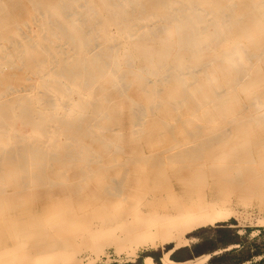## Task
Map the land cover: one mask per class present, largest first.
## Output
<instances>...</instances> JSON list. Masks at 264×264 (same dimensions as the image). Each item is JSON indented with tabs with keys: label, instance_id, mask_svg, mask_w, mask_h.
Masks as SVG:
<instances>
[{
	"label": "bare ground",
	"instance_id": "bare-ground-1",
	"mask_svg": "<svg viewBox=\"0 0 264 264\" xmlns=\"http://www.w3.org/2000/svg\"><path fill=\"white\" fill-rule=\"evenodd\" d=\"M14 1H16L19 4L17 3L14 4L15 3ZM79 1L81 2L83 1L82 6H84V10H82L83 7H80L82 11L81 16L83 18L82 20L83 24L82 25L80 24V27H77L76 26L77 21L79 22L81 21L79 20L80 15H78V13L76 14L75 10L72 12H68V10L73 9L75 4ZM118 1L116 0V2ZM122 1L120 5V1L118 3L116 2L113 3V1L111 0H19V2L18 0H6V1L0 0V64L15 63L16 59L17 60L19 59L17 58V54H20L19 53L20 51L22 53V51L24 50H33L34 46H37L39 48H41L42 46L46 48V49L43 48L45 52V50H47L46 46L55 44L56 42L58 43L65 42L72 44V46L69 44L70 47L67 50L72 52L73 58H75L76 60L75 64H72L71 62L70 64L71 66L70 65L67 66L66 60L69 58V55L66 54L67 52L57 53V50H55L56 53H54V51L51 52L50 50V52L54 54H50L48 51L49 54L47 55L46 53V57L42 59H37L38 61L36 60V64L34 65L36 67L37 65H39V67H43L45 71L41 72L43 73L41 77L43 78V80L44 79L46 80L45 82H42L40 85L31 86L25 91V94H27V96H29L28 94H30L31 98L32 97L34 98L33 96L34 94H32V92H35L37 86L42 87L41 89H44V91H49L51 95H53V98L47 101L50 102L49 105H47V103H45L44 105L41 104L38 107L39 109L36 108L34 109V111L32 110L33 111L32 112L30 109L28 110L26 106L27 105L26 102L28 101L25 98L26 96L24 94L21 95L20 98L16 99L17 101L12 102L11 105L6 104L8 105L6 106V110H8L9 112L10 110L12 111L18 110V112L19 111H21L22 113L25 112L26 115L27 113H34V112H37L39 115H41L40 119L35 120L34 118V120L31 121V123L27 124L30 126L29 128L30 135L37 134L38 135L37 139H34L37 141L52 140L54 141L52 146H50L49 149L44 150L42 149L43 147L40 146L41 144H39V147L42 148H39L32 141L28 144V146L26 145V148L23 149L24 151H22L23 153L19 154L20 146L22 144H25L26 140H28L25 134L21 138L23 143L21 142V144L18 143L16 145H12L11 148L8 147L10 148V151L9 150L4 151L5 153L2 152V149L5 150L6 148L5 147L3 148L0 142V146L2 147L0 148L1 149L0 152L2 153V155L4 153L8 155V157L10 156L12 158L14 156L19 157L20 155H23L24 157H26L27 160L28 157L32 156L31 152L34 149H36L34 151H37L35 152L36 155L37 154L46 155V152L53 151L54 149H56L57 144L64 143V141L72 139V136H74L76 132L71 131L69 134L68 128L71 129L74 126L76 127L78 126L77 129L79 128V122L82 119L80 116H82V113H84L86 109V103L88 102L87 97L90 98L91 96L90 106L96 109L94 111V114L92 115V119H94L95 117L100 118L101 115H104L106 113L105 107H103L104 109H99L97 107L98 103H100V100H102V98L104 97L103 95H102L103 97L98 96L99 93L97 94L96 92V90H98L97 77L109 79L108 81L114 86L117 80H119L118 77L120 78L119 74L121 73L123 74V72L121 73L118 72L119 73L118 74L117 72L113 71V67L115 66V64L118 63L117 61L118 59L123 60L128 58L129 60V58L139 57L140 54L145 53L150 57L148 60L149 62L147 60L146 62H148L149 64L151 63L153 64L155 62L156 63L155 68L148 71L151 66L146 65L148 67L145 66L139 67L138 70L140 72L142 71L143 73L144 72L146 73L148 71L150 72L149 74H151V76L153 75L159 76L161 71L167 69L166 71H164L167 72L169 70L168 68L170 67L172 69L176 67L177 70L180 69L181 67H184L185 71L182 72L184 74H187L188 72L185 73L186 67L190 68V71L188 70V68L187 71L191 72L192 71L191 67L193 66L196 67V65L202 64L204 67L205 64H208L207 68H204L205 71L207 70V75L208 74L210 76H213L214 74L221 75L222 77H224L225 85H227V87H231L232 90H235L236 87L239 86L240 83H242L243 77L254 66V59L260 60L261 59L260 57L264 54V45L254 49L253 50L254 52L253 51L252 52L250 51L251 53L248 52L249 47L252 43L253 36L255 35L264 36V0H127V4H125L124 7V9L125 8L126 9L125 10L123 9V12L121 11L122 9L118 8V5H120L119 7L121 8ZM36 3H39L38 4L39 6L37 9L34 10L33 7L34 5H36ZM56 6H58L59 9H57ZM77 8H79V3ZM173 9L174 11H176V14H174V16L171 15L173 13L172 11ZM169 12L171 13L169 14ZM250 12H252V14L249 15L248 13ZM68 13L71 15L70 17L67 16L69 15ZM110 13L114 14L113 17L112 14ZM120 17H124L121 18L123 19L122 22L121 20H118V18ZM152 18H156L157 20L156 19L155 20L161 25V27L164 25L165 27L163 26V28L164 29L168 28V29L165 31L163 29V31H161V29L158 28L160 30L157 29L158 32H156L157 31V30L155 31L156 27L155 29L151 27L152 29L150 31L147 28V23L151 21ZM31 19H34V21L30 22ZM116 20H118L119 23L120 22L121 23L119 25L117 24V26L116 24H113L114 26H116V30H113V33H111L110 30L109 31L107 30L108 25L110 24V22ZM241 20H244L245 23L237 27L238 22ZM29 22L32 23L33 25L35 24V22H38L39 26L37 25L38 27L35 26V28L33 29L30 28L29 30H27V32L21 31L20 26H27ZM152 22L153 21H151L150 24L155 25V23L152 24ZM139 24L144 28L143 33H140L142 35H140V38L138 39L139 41H141V43H139L134 50H130L131 47L130 41L133 35V34L131 35V32ZM207 24L212 25L213 27L212 33L206 32L205 29ZM141 26H139L138 29ZM247 28H250L251 32L247 33V35L242 38L241 32ZM153 29L154 32H152ZM170 32H173L174 37L172 38L167 37V35ZM98 34H101L103 36L104 42L102 43H105V45L109 42H111V45L112 42L119 44L120 46L119 54H115L112 56L108 54L105 56L104 54L106 52V49L108 50L110 48L106 46V49L103 50L101 49L99 53L95 54L94 52V55H90V52L87 51V47L90 43L89 39L91 36L93 37V35L96 36ZM162 34L166 36L160 37ZM91 39L94 40L95 38H91ZM22 41H26L25 42V45H27L26 48L18 47ZM119 46H117L116 49ZM113 47L114 46L112 45V51L113 49H115ZM34 49H36V47ZM199 49H201L202 51L197 52V54L194 57L193 56L191 57V54L198 51ZM114 52L115 50L112 53ZM65 54L68 56H65ZM72 61L74 60L72 59ZM189 65L192 66L189 67ZM77 66H80V69H76ZM116 66L120 67L118 64ZM118 67H116V69ZM52 68H54L55 70ZM36 69L38 70V68ZM119 69L120 68H118L117 70L119 71ZM121 70L123 71L125 69L121 68L120 71ZM148 72L146 74H148ZM194 72H196V70L193 71V73ZM162 74L164 73L162 72ZM162 74L160 75L164 76ZM183 75L181 74L182 77ZM89 76H91V80L87 82L86 80ZM196 78L197 77H195V79ZM51 81L52 82L56 81V82H53L54 84L50 86L49 84L48 85L45 84V83H50ZM142 89L143 87L142 88L140 87L139 90L142 91ZM143 91H144L143 94L147 93V90L145 88L143 89ZM182 93L183 92H181V94ZM217 94L218 92H215L214 94L215 97ZM261 94L262 96L256 94L255 96H252L250 94L252 97L249 99L252 102L247 101V102H251L248 106L254 111L257 110V112L255 111V114L251 117L244 118L243 121L245 122L250 121L254 119V116L259 117L264 115V109H261L262 107H264V90L261 91ZM22 96L23 98H21ZM208 97H210L211 99V96ZM104 98H106V96ZM151 100L152 99L150 100L148 99V101ZM104 102H110V101L104 100ZM158 102L160 101L158 100ZM227 102L235 103V102H240V100L235 98L233 100H227ZM108 104H106L107 110L109 108ZM118 105L115 106L113 109L116 108L121 109L124 108L125 106L122 103ZM49 106L50 107L52 106L51 108H53L55 112L50 113L47 110L49 112L47 113L46 109ZM244 106L246 105H243V107ZM249 107L246 106V108L245 107L244 108L248 109ZM103 111L104 114L101 113ZM110 113H112V115L114 116V111H110ZM241 113H243V111H241ZM99 118L97 119V121L99 120ZM231 118H234V116H232ZM103 121L105 122V120ZM93 124L92 126H87L85 124L86 128H84L82 132L80 131V133H78L79 135L82 136V138L74 139L77 144H74L73 150L75 151L74 154H76L77 156H79L80 154L85 155L86 152L88 153L89 147L83 146V140H84L83 137L87 135L85 133L86 132L88 133V130H90V132H93L95 131V129L98 128V126L95 127L96 123ZM5 127L6 125L0 124V131H3ZM225 132L226 131H224V133ZM169 135L172 134L169 133ZM226 135L227 136L225 137L222 135L223 137H219V138L218 136H215L217 137L216 139L215 138L206 139L204 137L193 136V135L189 136V138H177V139L175 138L174 140L168 139L167 141L162 139L161 140L162 144L164 143L163 141H165L166 145L161 149L159 148L160 150L158 151L157 161L155 165L152 167L151 172L147 173L145 176L143 175V180H141L140 186L142 187L144 186V184H147L149 182L148 179L153 177L152 176L153 174L154 175L161 174L164 175L165 178L164 185L162 186L163 190H160L158 186L154 185L152 187H147L145 188V190L142 191L139 189L140 191L132 192L133 198L130 199V206L123 209H119L118 211L119 215L115 216L114 212L117 209L116 208L117 201L105 197H108L112 194L113 196L114 195L118 196L120 194V191L117 186H116L117 188L114 189L112 187L111 191L106 189L109 191L110 194L106 195L103 199H101L104 200V203L106 204L105 205L106 208L104 209L105 211L104 215L106 217L100 223H96L92 220H87V219L82 222L73 221V219H69V220L66 219L63 224L61 223L60 226L58 225L54 228H51L50 226L52 222L48 220L46 221V223H43L41 218L35 219L34 221L31 222H27V221L20 222L19 225L16 226L17 228L16 231L18 234L16 238H18L19 241L17 242V244H13V243L10 244V242L5 243L6 246H4V248L0 250V264H65V263L68 264V262L71 263L73 261V253L75 251V247H79V246H83L95 254L101 253L103 247L112 246L117 254L124 251L125 255L127 257L128 256L130 257V259L124 261H121L119 259L120 260L119 263L124 264L133 261L134 257L136 256V250L138 248L145 249V248H157L161 246L163 247L167 245L169 246L174 241L183 237L185 234L189 232H193L199 228H203L207 226H214L218 223L227 221L230 215L232 214L230 210V204L232 201L237 202L240 206H242L244 205L243 202L246 198L253 196L257 192L256 188L255 187L253 188L250 185V181L253 180L254 178L252 176L247 177L246 175L240 176V174L242 173L240 171H242L241 168H243L246 163L247 164L250 163V165H256V163L262 161V158L255 159L254 155L258 153L260 147L264 149V142L257 141L256 145L244 150L239 147L242 146L243 140L235 138L236 135L235 136H230V134H226ZM93 136L95 137V135ZM152 148H156V146ZM68 152H65L62 155L68 157ZM2 155H0V157ZM84 155H82V157ZM91 156H94L95 158L96 154L95 155L93 154ZM141 157L135 160L137 158L136 157L134 159L135 162L139 161L138 163H142L144 160L145 161L147 160L146 155L145 158L143 156V159ZM22 160H25V158ZM23 163L24 164L26 163L27 165V163L29 162L24 161ZM6 164L8 163L6 162ZM1 167L2 166H0V168ZM43 171H45V169ZM96 172H97L96 169H91L82 172L79 175V177L87 176L86 174L88 173L89 174L91 173L93 176H95ZM111 180H109V182ZM28 181L30 180L28 179L27 182L25 183H28ZM29 183H31V181ZM230 187L233 188L234 192L231 195L229 193L228 194L229 196H225L224 191H226ZM262 187L264 188V181L259 186V188ZM259 209L261 211H264V208L260 207ZM121 230L123 231L121 232V234H119ZM77 250L79 251V249ZM16 251L24 252L23 256L19 260H16L15 258ZM209 257L210 255H205L204 257L198 259L195 262L176 263L175 261L170 260L168 257H162L158 262H155L151 256H144L142 258L141 264H202L205 263L209 259ZM86 264H92V262L87 260Z\"/></svg>",
	"mask_w": 264,
	"mask_h": 264
},
{
	"label": "rangeland",
	"instance_id": "rangeland-1",
	"mask_svg": "<svg viewBox=\"0 0 264 264\" xmlns=\"http://www.w3.org/2000/svg\"><path fill=\"white\" fill-rule=\"evenodd\" d=\"M1 1H6V0H1ZM111 1H113V3L116 2V0H111ZM119 1L121 5L122 0H119ZM14 2H15L14 4L17 3L16 1ZM82 2L81 1L77 2L74 6L75 9L73 8V9L68 10V12H72L75 10L76 14L78 13V15H80L79 20L81 21L80 22L77 21V25H76L77 27H80V24L81 25L83 24L82 22L83 18L81 16L82 11L80 9V7H83L82 10H84V6H82L83 5ZM78 3H79V8H77ZM38 4L39 3H36V5H34L33 7L34 10L38 8L39 6ZM125 4H127V0L122 1L121 8L119 7L120 5H118V8L122 9L121 10L122 12L125 7ZM56 8L59 9L58 6H56ZM77 11H79L80 13ZM172 11L173 13L171 15L174 16V14H176V11H174V9ZM171 12H169V14ZM110 14H112V17H113L114 14L113 13H110ZM248 14L250 15L252 14V12ZM67 16L70 17L71 15L69 14ZM121 18H124V17H120L118 18V20H121L122 22L123 19ZM155 19L156 18L151 19V21H153L152 24L155 23V25H151L150 24L151 21H149L148 22L149 24L147 23V28L151 31L152 29L151 27H153L154 29L156 27L155 31L158 28H160L161 31H163L164 25L161 27V25L156 21L157 19L156 20ZM118 20L110 22L107 30L108 31L110 30L111 33H113V30H116L117 24L119 25L121 23V22L119 23ZM33 21L34 19H31L30 22H33ZM30 22L28 23L27 26H20L21 31L27 32V30H29L30 28L33 29L35 28V26L37 25L39 26L38 22H35L34 25ZM243 23H245L244 20L239 21L237 24V27L239 25L241 26ZM113 24H116V26H114ZM139 26L141 25L139 24L131 32V35L132 34L133 35L130 41L131 42L130 50H134L136 46L139 43H141V41H139L138 39L140 38V35H142L140 33H143L144 28L143 26H141L140 27L141 29L140 28L138 29ZM137 29L140 31L142 30V31L140 32ZM154 29L152 30V32H154ZM167 29L168 28H165L164 31ZM158 30L156 32H158ZM205 30L208 33H212L213 32L212 25L207 24ZM249 32H251L250 28L243 30L241 32V37L242 38L245 37L247 33ZM164 36L166 35L162 34L160 37H164ZM167 37L168 38L174 37L173 32H170L167 35ZM91 38H95L96 40L95 39L93 40ZM89 40H90V43L87 47V51L90 52V55H94V52L95 54L99 53L101 49L102 50L106 49V46L110 48L108 49L109 51L106 49V52L104 54L105 56L108 54L112 56L115 54H119L120 52L119 44L112 42V45L114 46L113 48H115L113 49V51L115 50L116 52V53L115 52L112 53L113 51H112L111 42L107 43L106 45L105 43H102L104 41H103V36L101 34H98L96 36L93 35V37L91 36ZM25 42L26 41H22L18 47L26 48L27 45H25ZM69 44L70 43L56 42L55 44L46 46L47 50H45V52H44V49L46 48L42 46L41 48L34 46L33 50H24L22 51V53L20 51L19 52L20 54H17V58L19 59L18 60L16 59L15 63L13 64L1 63L0 64V96H1L0 97V117H1L0 124L6 125L3 131H0V142L2 144V147L6 148L5 150L2 149V152L8 151V150L10 151V148L12 147V145H16L18 143L21 144L22 142L21 138L25 134L28 140H26L25 144L21 145L23 147L20 146L19 148L20 151L18 150L19 154H22L23 153L22 151H24L23 149L26 148V145L28 146V144L32 141L38 147H39V144H41L40 146H42L43 148L42 147H39V148H42L44 150L49 149L50 146H52V144L54 143V141L52 140L37 141V140H34V139H37L38 137L37 134L30 135V129H29L30 126L27 124L31 123V121H33L34 118L35 120L40 119L41 115H39L37 112L27 113L26 115L25 112L23 113L21 111L18 112V110H13V111L10 110L9 112L8 110H6V106H8L6 104L11 105L12 102L17 101L16 99L20 98V96L24 94L26 96L24 97L28 101L26 102L27 103L26 106L28 110L30 109L31 111L32 110L34 111V109L36 108L39 109L38 107L41 104L44 105L45 103L49 105L50 102H47V101L53 98V95H51L49 91H44V89H41L42 87L37 86V89L35 90V92H32V94H34L33 95L34 98L33 97L31 98L30 94H28L29 96H27V94H25V91L33 85H40L42 82H45L46 79L43 80V78L41 77L43 74L41 72H44L45 70L43 69V67H39V65H37L36 67L34 64H36L37 59H42L46 57V53L47 55L49 53L54 54L56 53L55 50H57V53L67 52L66 54L69 55V58L67 57L68 59L66 60L68 62V63L66 62L67 66L70 65L71 62L72 64L76 63L75 58H73L72 52L67 50L70 47ZM96 44L98 45L100 44V45L98 46ZM53 45H55L59 50ZM70 45L72 46V44ZM262 45H264V36L255 35L252 38V43L249 47L248 52L250 51L252 52L254 49ZM117 46L119 47L116 49ZM35 47L37 50L34 49ZM50 50L51 52L54 51V53H51ZM201 51L202 50L199 49L198 51L192 53L191 57L192 56L194 57L197 54V52H201ZM35 52H37L38 54ZM28 53H31V54H28ZM66 54L65 56H68ZM71 58L74 61H72ZM149 58L150 57L148 55L143 53V54H140L139 57H132V58H129V60L128 58H126L127 60L118 59L117 60L118 63L117 62L116 63L120 67L116 66L117 64H115V66L120 69L122 68L125 70L120 71L119 69L118 71L117 70L118 68L116 69L115 66L113 67V71L117 73L123 72V74L118 73L120 75V78L118 77L119 80H117L114 86L108 81L109 79L97 77V85H98L97 89L98 90H96V92L97 94L99 93L98 96H102V95L104 97L106 96V98L102 96L103 98L102 100H100V103H98L97 107L99 109H104L103 107H105L106 115L104 114V111H103L101 113H103L104 115H101L100 118L95 117L94 119H92V115L94 114V111L96 109L90 106L91 96L90 98L87 97L88 102L87 101L86 102L88 104L86 103V109L84 113H82V116H80L82 119L80 120L81 123L79 122V128L77 129L78 126L77 127L74 126L71 129L68 128L69 134L71 131H75L76 133L74 134V136H72V139L66 140L64 141V143L57 144V148L54 149L53 151H48L46 152V155L43 154L44 155L43 156L40 154L36 155L35 152L37 151H34L36 150L34 149L31 152L32 156L28 157L29 159L27 158V160H26V157H24L23 155H20L19 157L14 156L13 157L14 159H13L12 157L10 156L8 157V155L4 154L5 152L3 153V155L5 156H3L2 153L0 152V155H2L1 156L2 158L0 157V162H1L0 166L3 167V169L2 167L0 168V250L3 249L4 246H6L5 244L6 242L7 243L10 242V244L11 243L17 244L19 239L16 238L18 235L16 231L17 230L16 226H18L20 222H26V221L31 222V221H34L35 219L41 218L43 223H46V221L50 220L52 222L50 226L51 228H54L58 225L60 226L61 223L63 224L66 219L68 220L73 219V221H77V222H82L86 219L92 220L96 223L102 222L106 217L104 215L105 214L104 209L106 208L105 207L106 204L104 203V200H101V199H103L106 195L110 194L109 191L112 190V187L113 189L118 187L120 194L118 196L116 195L113 196L112 194L105 198H110L111 200L117 201L116 203L117 209L114 212L115 216L119 215L118 213L119 209H123V208L130 206V199L133 198L132 192H136L140 190L142 191V190H145V188L152 187L154 185L158 186L160 190H163L162 186L164 185L165 178H164V175H161V174L160 175L153 174L152 175L153 177L148 179L149 182L147 184H144V186L142 187L140 186L141 185L140 182L141 180H143V175L145 176L147 173L151 172L152 167L155 165L157 158H158V151L166 145L165 141H163L165 144L164 143L162 144L161 142L162 139L167 141L168 139L174 140L175 138L176 139L177 138H189V136H192V135L204 137L206 139H212V138L216 139L217 137L215 136H218L219 138V137L227 136L226 134H230V136L236 135L235 138L243 140L242 146H239V147L244 150L256 145L257 141L264 142V124H263L264 115L259 116V117L254 116V119L250 121H246V122L243 121L244 118L251 117L255 114V111L257 112V110L254 111L248 106L252 102L249 98H251L252 96H255V94L262 96L261 91L264 90V69H263L264 68V54L260 57L261 58L260 60L254 59V66L252 67L253 69L251 68L252 70L251 69L249 70L251 73L249 71L247 72L246 74L247 77L246 75L243 77L242 83H240V85L237 86L235 90H232L231 87H227V85H225L224 77H222L221 75H215V74L213 76H210L209 74L207 75V70L205 71L204 68H207L208 64H205L204 67L202 64L196 65V67L193 66L194 68L191 67L192 69L191 72H189L190 68L186 67L185 73L188 72L187 74H184L182 72V71H185L184 67H181V68L179 67L180 69L178 70L176 67H174L175 69L174 68L172 69L170 67L168 68L169 70L167 72H164L167 69L160 72V74H162L163 72L164 74L162 75L164 76H161L160 74L159 76L157 75L158 77L155 75L151 76V74H149L150 72L148 71H150L151 69H154L156 63L154 62L152 64L150 62L151 64H149L148 63ZM33 60H34V63H33ZM146 60L148 62H146ZM146 65L151 66L150 69L147 71L148 74H146L147 72L143 73L141 71L143 73L142 74L138 70V68L143 67V66L148 67ZM190 66L192 65H189V67ZM36 68H38V70ZM187 68L189 71H187ZM76 69H80V66H77ZM194 69L196 70V72L193 73V71H195ZM181 74L182 75L184 74L183 77L181 76ZM195 77L197 78L195 79ZM90 80H91V76H89L86 81L89 82ZM53 82H56V81H53ZM53 82L51 81L50 83H45V84L46 85L49 84L50 86L54 84ZM140 87L141 88L143 87V89L145 88L147 90V93L146 94L144 93L145 95L143 94L144 92L143 89L142 91L139 90ZM227 90H228V93H227ZM39 92L40 93L42 92V93L40 94ZM175 92H176V95H175ZM181 92L183 93L181 94ZM208 92H209V95H208ZM215 92H218L217 94L218 96L216 95V97L214 95ZM208 96H211V99ZM189 97L191 98V100ZM21 98H23V96ZM235 98L240 100V102H235V103L227 102V100H233ZM148 99L149 100L152 99V100L148 101ZM104 100L105 101L109 100L111 103L104 102ZM158 100L160 102H158ZM29 101H31L32 104ZM247 101H251V102H247ZM120 102L125 105L124 108L113 109L118 104H121ZM106 104H108V107H109L108 110H107ZM243 105H246L249 108L245 109L246 106H244L245 107L244 108ZM194 106H197V107H194ZM51 107L49 106L46 109L47 113L55 112L54 109ZM261 109H264V107H262ZM110 111H114V116L112 115V113H110ZM241 111H243V113H241ZM232 116H234V118H231ZM98 118L99 120L97 121ZM107 118H110V119H107ZM103 120H105V122ZM93 123H96L95 127L98 126L97 128L98 130L95 129L96 132L95 131L90 132V130H88V133L87 132L85 133L88 136L86 135L87 137L86 136L83 137L84 138L83 146L89 147V151L88 153L86 152L85 155L78 154L79 156H77L76 154H74L75 151L73 150L74 144H77L74 139L82 138V136L79 135L78 133H80V131L82 132L84 128H86L85 124L87 126H92ZM93 127H94V124H93ZM245 128H246V131H245ZM238 129L241 133L238 131ZM224 131H226L225 132L226 134L224 133ZM169 133L173 135V138H172V135H169ZM93 135H95V137ZM106 139L108 140V142ZM151 145L152 147L156 146L157 150L156 148H152ZM2 147L0 146V148ZM263 151L264 149L260 147L258 153L254 155L255 159L262 158L261 162L256 163V165H250V163L248 164L246 163L244 167L241 168L242 171H240L242 172L240 176L246 175L247 177L252 176L254 178L253 180L250 181V185L251 187L256 188V191H257L256 194H254L251 197L246 198L243 202L244 205L242 206H240L237 202L232 201L230 204V210L232 214L230 215L227 221L218 223L214 226H207V227L199 228L193 232H189L185 234L183 237L174 241L169 246L167 245L163 247L161 246L157 248H145V249L138 248L136 250V256L134 257L133 261L127 262L124 264H141L142 258L144 256H151L155 262H158L162 257H168L172 261L179 262V261H193L207 254L210 255V258L205 263H202V264H264V224H263L264 223V211H261L259 209L260 207L264 208V188L263 187L259 188L261 183L264 181V158H263L264 152ZM65 152H68V157H66L65 155L64 156L62 155ZM47 154H49L50 156ZM90 154L91 155L96 154L95 158L97 159V161L94 158V156H91ZM82 155H84L85 157L84 156L82 157ZM145 155L147 159L146 161L144 160L142 163H138L139 161L135 162V160H137L141 156H142L141 157L142 159H143V156L145 158ZM54 157L55 158L57 157V158L55 159ZM24 158L25 160H22ZM111 159L114 161H112ZM22 161L23 162L27 161L29 163H27L26 165V163L24 164ZM6 162L8 164H6ZM42 169L43 170L45 169L46 172L43 171ZM91 169L97 170L95 176H93L91 173L90 174L88 173L86 174L87 176L79 177V175L82 172H85ZM15 171L17 172V174ZM243 171L246 173H244ZM20 176H22L23 178ZM28 179L31 181V183H29L30 181H28V183H25L27 182ZM109 180L111 181L109 182ZM252 181H254L255 184ZM78 187H81V188H78ZM106 189H108L109 191ZM232 190H233L232 187L228 188L226 191H224L225 192L224 195L229 196L228 195L229 193L231 195L234 192V190L233 191ZM128 192H129V195H128ZM121 194L123 197L121 196ZM29 216L31 217V219ZM26 217H27V220H26ZM122 231L123 230H121L119 234H121ZM77 249H79L80 253ZM87 250L88 249H86L83 246L75 247V251L73 253V261L71 263L68 262V264H86L87 260L91 261L92 264H120L119 263L120 260L124 261V260L130 259L129 256L127 257L125 255L124 251L117 254L114 251V248L112 246L103 247L102 252L99 254H95L90 250H88L87 252ZM122 253L124 256L122 255ZM23 254L24 252L16 251V257H15L16 260H19L23 256Z\"/></svg>",
	"mask_w": 264,
	"mask_h": 264
},
{
	"label": "crops",
	"instance_id": "crops-1",
	"mask_svg": "<svg viewBox=\"0 0 264 264\" xmlns=\"http://www.w3.org/2000/svg\"><path fill=\"white\" fill-rule=\"evenodd\" d=\"M208 255V254H207ZM205 256V255H204ZM204 256H202V257H204ZM202 257H200V258H202ZM200 258H197V259H195V260H193V261H179V262H176V263H185V262H195V261H197L198 259H200ZM210 258V257H209Z\"/></svg>",
	"mask_w": 264,
	"mask_h": 264
}]
</instances>
